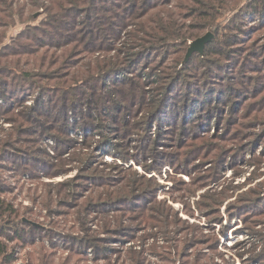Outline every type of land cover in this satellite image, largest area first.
I'll return each instance as SVG.
<instances>
[{
    "label": "trees",
    "instance_id": "16d2710c",
    "mask_svg": "<svg viewBox=\"0 0 264 264\" xmlns=\"http://www.w3.org/2000/svg\"><path fill=\"white\" fill-rule=\"evenodd\" d=\"M227 8L236 12L225 25L218 20ZM38 11L41 15L35 17ZM246 13L256 14L264 21V0H0V86L5 90L10 79H21V84L9 87L3 95L8 104L0 107V116L1 108L13 113L11 119L14 128L7 139L0 140V148L4 151L0 160L9 159V147L26 138L23 133H26L27 124H37L38 134L56 139L64 153H71L72 150V139L68 136L72 127L81 131L86 141L92 138L86 131L99 135L92 153L74 152L72 160L78 163L77 168L81 172L76 180L62 181L55 184V189L47 188L51 186L47 184L52 183L41 182L38 187L29 189L27 194L40 208H49L54 203L67 208L66 211L59 209V213L70 215L74 224L70 228L83 232V235L66 236L79 244L77 251L79 255L83 254V259L86 252L91 250L94 252L93 258L102 255L101 259L106 264H150L142 258V251L126 253L123 260L115 253L117 257L112 259L110 249L96 244L104 239L89 226L95 218L102 221V230L114 234L113 238H135L143 229L159 226L166 235L171 236L170 240H174L175 248L186 247L187 241L175 238L174 233L188 227H181L179 210L157 199L159 186L154 177L116 163L102 161L104 166L101 167L96 149L112 155L120 153L124 161L132 157L138 161V153L130 155L115 140L124 136L120 139L126 140V146L132 134L130 130L136 128L134 122L131 124L130 121L132 110L138 106L145 113L139 132H142V141H147L152 122L158 114L161 116L165 113L166 102L173 92L179 90L177 87L184 89L179 91L182 101H177L178 104L181 102L183 108L180 114L189 120L190 116H200L197 108L194 109L195 104H190L193 100L187 96L186 89L194 83L191 81L194 77H190L192 72L199 69L202 70L200 75L206 72V69H201L202 62L206 60L215 62L211 64L215 70L209 71L208 83L205 84L211 87L206 98L210 108L213 107L212 96L217 103L227 98L229 103L234 101L230 113L238 112L242 99L248 96L252 97L249 98L252 100L251 106L258 107L257 102L264 100L260 98L264 93L259 86L261 83L256 81L264 78V71L250 70L261 68L264 57L257 62L255 54L262 50L263 45L258 42L253 47L256 39L250 36V27L242 28L246 18L241 16ZM40 16V22L36 23ZM189 18L196 21L188 23ZM230 22L239 25L235 29L237 31H226L232 30ZM261 25L263 28L264 24ZM17 26L20 29L16 38L10 44L5 43L8 30ZM208 29L214 30L215 37L213 35V39L205 45L203 54L195 51L187 61L181 59L180 55L175 57L182 50L183 53L187 52L190 42ZM9 56H17L18 59L22 56H41L50 70L45 73L49 83L41 88L42 85L36 82L41 73L34 70L35 67L25 69L19 62L10 61ZM196 59H199L198 63L194 62ZM182 61L183 68L178 69ZM172 62L176 71L165 77L163 71ZM228 68L235 69V73L227 74ZM131 77L143 79V82L132 83L129 80ZM25 82H29V85H25ZM218 83L220 86L216 87ZM120 84L125 86L120 88ZM149 84V88H146ZM193 91L201 95L204 93L200 85ZM11 93L15 94L12 98ZM150 93L154 98L148 101ZM33 94H36L33 104L22 105ZM16 104L20 106L19 109H16ZM190 111L194 112L188 117ZM69 112L78 118L75 123L68 122ZM256 113L254 110L249 117ZM233 120L230 114L222 121L235 125ZM251 122L255 124L257 121L252 119ZM53 125L57 126L55 133L49 130ZM238 132L230 127L226 132L227 138L236 136ZM255 136L251 139L252 147L264 146V140L260 141V136ZM36 140L37 144L29 148L15 147L21 158H27L17 161L19 165L26 166L31 174L37 175L34 178L41 174L54 176L59 170L63 171L64 168L59 166L52 169V163L35 155L36 152H46L40 147L42 138ZM187 146L190 145L183 147ZM185 152L188 154L194 150L187 149ZM146 157L142 156V163H147ZM15 161L12 160L14 164ZM157 162L155 160L149 167L144 166L145 170L161 172V163ZM8 192L5 183H1L0 235L9 242L15 238L22 239L27 233L47 232L45 226H35L18 218L20 212L13 199L7 197ZM202 240L193 238V241H188V246L202 244L199 243ZM209 244L216 250V241L212 240ZM7 248L8 245L0 241V254L3 255L1 264L14 260V250L8 252ZM169 262L174 264L171 260Z\"/></svg>",
    "mask_w": 264,
    "mask_h": 264
},
{
    "label": "rangeland",
    "instance_id": "374dc122",
    "mask_svg": "<svg viewBox=\"0 0 264 264\" xmlns=\"http://www.w3.org/2000/svg\"><path fill=\"white\" fill-rule=\"evenodd\" d=\"M235 12L231 8H227L222 12L218 22L227 25ZM39 15L41 14L38 11L35 17ZM241 17L246 18L242 23V28L250 27L248 30L251 33L250 36L256 39V45L253 47L257 46L258 42L263 45L262 50L255 54V61L260 62V59L264 57V27L262 28L261 25L264 24V21L256 14L246 13ZM41 18L42 16L38 18L36 23H39ZM193 21L196 20L188 19V23ZM229 24H231L232 30L227 29L228 33L235 32L237 31L235 29L239 28L237 23L230 22ZM258 24L261 26H257ZM19 29V26L9 29L5 43H12ZM208 32L211 33L212 40L213 35L215 37L212 29L200 32L199 37ZM194 40L190 42V45ZM182 51L180 54L177 53L175 57L180 55L181 59L186 60L188 50L185 53ZM9 59L14 63L19 62L22 67H26L25 69L35 67L34 70L41 73V76L36 78V82L42 85L41 88H45V85L49 83L48 79L45 78V73L50 70L48 65L43 63L41 56H22L20 59L17 56L14 58L9 56ZM183 61L178 64V69L183 68ZM194 62L198 63L199 59ZM28 63L31 64L27 66ZM173 63L164 69L165 77L175 73L176 69H174ZM212 63L215 64L211 60L202 62L201 69H206V72L202 75H200L202 71L200 69L192 72L190 77H194L193 80L191 79L194 83L186 89L187 96L193 100V103L190 101V104H195L194 109L197 108L200 116H190L194 112L190 111L188 112L189 120L187 116L184 117L180 114L183 108L181 102L178 104L177 101L178 99L182 101V97H179V91H184V89L177 87L179 90L173 92V96L166 102L165 113L161 116L158 114L155 121L152 122L151 133L147 141H142V132H139L145 113L138 106L132 110L130 121L131 124L134 122L136 128L134 131L130 130L132 134L126 146L124 145L126 140L120 139L124 136H119V139L115 140L121 144L118 145L122 149L126 148L125 151L130 155L138 153V161L134 157L129 161H124L120 153L112 155L96 149L97 160L100 161L99 166L101 167L104 166L102 161L107 164L116 163L137 170L138 173L143 172L154 177L159 186L156 193L157 199L164 200L174 210H179V217L182 219L180 221L181 227H188L179 230L177 233L173 232L176 234L175 238L187 241L186 247L181 246L178 250L174 247V240H170L171 236L166 235L165 230L159 226L145 228L135 238H113L114 234L102 230V221L95 218L89 226L94 232H98L99 237L104 239L103 242L96 244L104 246L105 249H110L109 253L113 255L112 259H115L118 254L123 260L126 253L142 251V258L150 264H170L169 260L173 261L174 264H264V146L260 144L253 148L251 141L256 137L255 135L260 136V141L264 140V100L257 102L258 107H252L250 104L252 97L248 96L246 99H242L243 103H241L238 112L230 113V107L234 101L229 103V98H227L225 101L217 103L212 96L210 100L213 101L211 103L213 107L210 108L206 98L211 92L209 91L211 87L205 84L208 83L209 71L215 70L211 65ZM253 70L263 73L264 59L261 68L250 71ZM234 71L235 69L228 68L226 73L232 74L235 73ZM200 79L205 82L202 83ZM129 80L132 83L143 82V79L140 80L137 77H131ZM20 81L21 79H10V84L5 86V90L4 87L0 86V107L8 104L3 95L10 89L9 87H16L21 84ZM256 83H261L259 86L262 87L264 93V78L258 79ZM249 84H251V80ZM25 85H29V82H25ZM199 85L203 89V95L193 91ZM124 86V84H120L118 87ZM149 86L150 84L146 88ZM218 86H220L219 83L216 87ZM177 88L173 89L176 90ZM13 95L15 94L11 93L10 98ZM35 96L36 94L29 96L22 105L31 106ZM261 97L264 99V94ZM153 98V93H150L147 100L150 101ZM232 99L235 100V98ZM15 107L16 109L20 108L17 104ZM250 110V113H253L254 110L257 113L249 117ZM1 111L0 140H4L8 138V134L14 128V122L11 119L14 114L4 111V108H1ZM230 114L234 119L232 123L235 122V125H229L226 121H222L227 119ZM77 119L69 112V123H75ZM183 119H185L184 124H181ZM252 119H256L257 122L252 123ZM50 127L49 130L55 133L57 126ZM230 127H234L239 132L236 136L227 138L226 132ZM37 129H39L37 124H27L26 133H23L26 138L15 146L9 147L11 149L8 150L9 159L0 160V184L5 183V187L9 190L7 197L15 202L20 212L18 218L32 221L42 227L45 226L47 232L27 233L24 238H15L9 242L0 235V241L3 240L8 245V252L14 250V260L8 264H106V261L101 259L102 255L93 258L94 252L91 250L86 252L84 259L82 253L79 255L77 251L79 244L66 235L75 237L83 235V232L70 228L74 225L70 215L64 216L59 213V209L66 211L67 208L59 207L56 203L50 204L49 208H40L27 196L28 190L38 187L41 182L52 183L47 184L51 185L47 188L55 189L57 188L55 184L71 179L76 180L81 172L77 168L78 163L72 160L75 157L74 152L92 153L99 135H92L86 131L85 133L92 137L86 141L82 132L72 127L68 131V136L72 139V150L71 153H64L65 150H63L62 145H58L56 139L38 134ZM36 138H42L40 147L46 152H36L35 155L52 163V169L59 166L64 168L63 171L59 170L54 176L41 174L40 177L34 178L33 176L37 175L31 174L26 166L19 165L17 161L27 158H21L17 153L19 150L15 147L29 148L31 145L37 144ZM186 144L190 146L183 147ZM73 149L75 150L73 151ZM187 149L188 151L193 149L194 152L186 154ZM233 149L234 151L231 152ZM12 151L15 152L11 153ZM1 155H4V151L0 148V157ZM143 155L148 156L146 157L147 163H142ZM15 159L16 164L12 162ZM155 160L158 161V164L161 163L162 171L158 172L152 169L147 172L144 166L149 167L150 163L155 162ZM209 195L215 197H204ZM261 199H263L262 202ZM54 208L58 209L54 211ZM252 231L257 232L255 234ZM193 238L203 239L199 242L202 244L197 243L193 247L188 246V241H193ZM212 240L218 244L216 250L209 244ZM158 252L163 253L159 254ZM2 257L3 255L0 254V264Z\"/></svg>",
    "mask_w": 264,
    "mask_h": 264
},
{
    "label": "water",
    "instance_id": "95a60500",
    "mask_svg": "<svg viewBox=\"0 0 264 264\" xmlns=\"http://www.w3.org/2000/svg\"><path fill=\"white\" fill-rule=\"evenodd\" d=\"M212 38V35L210 32H208L206 35L202 36V37H199L197 38L196 40H194L189 49H188V52H187V55H186V60L189 59V57L195 52V51H198L200 53H203L204 52V48H205V45L211 40ZM24 221H28V220H24ZM30 223H32L33 225L35 226H39V224L37 223H34L32 221H28Z\"/></svg>",
    "mask_w": 264,
    "mask_h": 264
}]
</instances>
